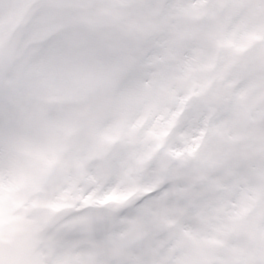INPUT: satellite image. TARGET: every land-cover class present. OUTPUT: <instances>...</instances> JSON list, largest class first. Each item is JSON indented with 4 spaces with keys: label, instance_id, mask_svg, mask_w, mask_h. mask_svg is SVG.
Here are the masks:
<instances>
[{
    "label": "snow or ice",
    "instance_id": "obj_1",
    "mask_svg": "<svg viewBox=\"0 0 264 264\" xmlns=\"http://www.w3.org/2000/svg\"><path fill=\"white\" fill-rule=\"evenodd\" d=\"M0 264H264V0H0Z\"/></svg>",
    "mask_w": 264,
    "mask_h": 264
}]
</instances>
